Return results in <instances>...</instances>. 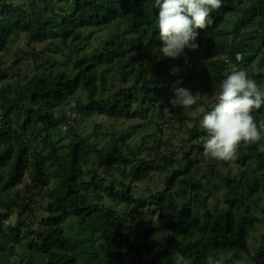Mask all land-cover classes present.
<instances>
[{
	"label": "trees",
	"instance_id": "trees-1",
	"mask_svg": "<svg viewBox=\"0 0 264 264\" xmlns=\"http://www.w3.org/2000/svg\"><path fill=\"white\" fill-rule=\"evenodd\" d=\"M158 14L155 0H0V54L17 35L26 36L28 46L57 42L62 47L89 41L95 31L117 29L100 46L76 47L63 63L65 69L57 73L52 70L56 63L41 62L43 53L17 51L14 68L0 62V260L10 258L18 248L25 258L17 262L10 258L9 264H79L81 256H89L87 264H174L177 253L194 257L195 264H206L210 254L233 250L242 259L250 253L251 234L257 226L264 227V210L258 217L250 205L264 189V153L258 151L264 139L240 146L233 161L203 156L208 171L200 177L194 169L204 155L202 115L184 135L181 159L160 152L153 158L143 156L146 139H155L154 134L142 139L143 148L128 150L122 143L132 134H102L100 125L89 137L76 135L67 147L52 141L54 133L63 139L75 131L74 121L65 114L57 116L71 101L82 119L147 120L174 97L177 80L183 81L180 87L198 79L213 83L226 72L246 70L264 84V74L254 72V65L264 60V0H222V6L211 13L212 24L198 30L199 49L187 62L184 56L170 63L160 52ZM230 16L237 21L228 32L223 27ZM253 27H257L254 33ZM88 31L93 32L87 35ZM228 36L233 39L227 54L232 66L211 57L215 39ZM198 52L207 53L206 61L199 60ZM237 53L243 54L240 62ZM140 54L148 56L146 64L139 60ZM29 56L35 72L20 80L17 68L27 66ZM115 77L123 85L117 87L114 81L109 88V79ZM254 115L257 122L264 119V107ZM186 119L184 113H174L170 128L183 127ZM68 122L71 127L63 132L61 127ZM143 128L139 125L133 132ZM62 148L68 150L64 155ZM231 163L248 165L252 175L238 174L241 169L225 173L223 167ZM171 170L162 192L149 200L136 196L132 184L145 181L153 172ZM115 173L130 184L108 178ZM221 191L224 206L219 207ZM215 198L217 204L212 202ZM108 203L126 206L124 214L133 219L154 209L131 237L128 219ZM165 211L168 215L154 219ZM167 232L170 239L158 249L157 237ZM247 264H264V235Z\"/></svg>",
	"mask_w": 264,
	"mask_h": 264
},
{
	"label": "rangeland",
	"instance_id": "rangeland-1",
	"mask_svg": "<svg viewBox=\"0 0 264 264\" xmlns=\"http://www.w3.org/2000/svg\"><path fill=\"white\" fill-rule=\"evenodd\" d=\"M60 2H57V4ZM237 21V17L230 16L228 18V21L226 22L225 26L223 27L226 31L231 32L234 29V23ZM257 27H253L250 31L252 33L255 32ZM116 27H110L108 29H103L99 32H94L91 39L89 41H81L79 43L76 42H70L67 45H63L62 47H58L56 43L48 42L43 44H32L31 46H28V38L24 35H17L12 39V42L10 43V46L8 50L2 54H0V62L4 64L5 67L8 68H14L13 63L16 61L15 54L17 51L23 50L29 53L35 52V53H43L40 55L41 62L49 61L50 64L56 63L52 70L54 73H57L59 71H62L65 69V65L63 63L66 62L67 58L69 57L70 53H72V50L77 48H87L90 45L92 46H100L101 43H103L105 40L109 39L113 34L116 32ZM92 33L93 31H88L87 35ZM217 42L216 46L211 47V57L214 60H221L224 61L228 58L227 54L231 51V44L233 42V39L231 36H228L226 38H216ZM89 50V49H87ZM82 54V51H80ZM79 52V53H80ZM192 54V50L187 49L185 51L186 58H190ZM181 56L180 58L184 57ZM199 60L201 62L206 61L207 59V53L205 52H198ZM148 56L146 54H140L139 60L142 61L143 64L147 63ZM178 59H171L170 63H175L176 61L180 60ZM39 60V61H40ZM132 62H135L132 60ZM61 63V64H60ZM16 69V68H15ZM20 73L22 74V77L20 80L24 79V75H33L35 72L34 68V62L32 60V56L28 57L27 66L21 65L19 68ZM17 71V70H15ZM254 72L255 73H263L264 74V60L263 62H258L254 65ZM222 79V78H221ZM220 79H213V83L207 82V80L198 79L194 81L192 84H188L184 86L185 88H188L192 91L193 94H196L197 92L200 93V96L203 95V98L199 96V100L202 99V103H198L196 106H194L193 110L195 111L199 106H203L205 109L213 107L214 105V85H218ZM115 81L117 84V87H120L123 85L122 79L119 77H115V79H109V88H111L110 83L112 84ZM212 82V81H211ZM259 84V83H258ZM132 83H128L127 86H131ZM261 87H264V84H259ZM174 96V95H173ZM174 98V97H173ZM75 103L73 101L66 103L64 106H62L61 109L57 111V116H60L62 114H65L68 120H72L73 125L75 127V131L73 134H70V137H67L64 135V138L61 139V136L59 133H54L52 135V141L53 143L60 142L59 146L61 147H67L75 141L74 137L77 135L82 138L89 137L93 134L94 127L96 125H100L102 129L100 132L102 134L104 133H117L122 135L132 134L128 140L125 143H122V145L126 148L137 150V147L143 148V141L142 139L147 137V135H155V139L153 138H147L146 139V145L145 150L146 153H142V155L147 158H153L156 152L163 153L168 156L172 157H178L182 158V155L184 153L185 145L183 143V140H185L187 137H185V133L192 130L195 125V119L199 117L201 114L199 112L196 113L195 116H186V123L183 127L179 125L176 126V130H172L170 128V125H173L175 122L174 120V113L183 112L180 108H173L170 104V100H166L162 105H159L157 112L154 114L151 113L147 120H144L143 118H137L133 120H119L114 118H106V117H100V116H93L88 119H82L78 112L75 109ZM207 111V110H206ZM152 123V125H151ZM141 125L144 127L143 129L138 130L137 132H133L134 127H138ZM180 128V129H179ZM197 143V142H195ZM198 144V143H197ZM244 144L241 145V147ZM68 152L67 148H62L61 154L64 155ZM140 155L141 157H143ZM202 156L198 157V165L194 169V174H196L197 177H200L205 174V172L208 171V162L207 159ZM89 158L94 159L95 155L91 154ZM132 159V157H131ZM223 167V166H222ZM248 165L241 168L237 167L234 163H231L227 166V168L223 167V171L225 173H236L238 172V169H241L238 174H241L244 171H247V175H252L251 170L247 169ZM86 170L93 169L92 166H90V169L87 167ZM174 170H171L169 173L160 174L157 172H153L148 179L141 183L132 184L133 189L135 190L136 196L138 198H146L149 200V198L152 195H156L164 190L166 187V180L167 177L170 175V173H173ZM99 173L106 177V175L103 173L102 170H99ZM256 174V173H255ZM109 179L117 180L118 182H124L126 185H129V181H125L123 176L120 173H115L111 177H108ZM22 187H18V189H21ZM178 188V187H177ZM15 190V189H14ZM225 192L221 191L218 193V199L219 207L224 206L223 202V194ZM212 202L218 203L216 198L212 199ZM250 205L254 211V214L258 217H262L263 210H264V189L260 191L255 197L252 198L250 201ZM107 206H110L111 208L117 210L119 213L122 214L123 217H126L128 219L127 226L129 227L130 236L135 237L137 231L141 229L140 225L142 223L147 222L152 217V211L154 208H148L145 210V212L137 216L135 219H133L134 216L128 215V218L125 213V209H127L126 206L120 205L118 203H108ZM131 210V209H130ZM160 215L166 216L168 215V212L160 213L159 215L155 216L154 219L158 218ZM193 221L196 224V226H200V223L197 219V217L193 218ZM164 220L162 221V223ZM264 235V227L257 226L255 231L251 234L250 240H249V254H244L242 259L244 260L245 264L251 262L252 256L255 254L256 250L260 247ZM171 237V233H163L157 237V248L160 249L161 246H163ZM178 242V241H177ZM22 249L18 248L16 252L13 255H8V257L11 258V262H17L20 261L25 254L24 252H21ZM41 257V256H40ZM8 258V259H10ZM44 258V257H42ZM8 259L0 260V264H9ZM79 264H87L89 262V256L84 257L81 256L78 258Z\"/></svg>",
	"mask_w": 264,
	"mask_h": 264
},
{
	"label": "clouds",
	"instance_id": "clouds-1",
	"mask_svg": "<svg viewBox=\"0 0 264 264\" xmlns=\"http://www.w3.org/2000/svg\"><path fill=\"white\" fill-rule=\"evenodd\" d=\"M159 8L157 25L162 41L160 52L165 58L178 59L185 55V49H199L198 30L212 24L211 13L222 6V0H155ZM187 62V58L185 56ZM236 60H243L237 53ZM182 80L173 86L174 98L170 100L173 108H180L187 116L202 115L200 122L206 135L204 137V156L221 161H233L242 144H258L264 139V119L257 122L254 113L264 107V88L251 78L246 70H232L223 74L218 85H214V105L210 111L199 106L200 93L193 94L180 87ZM258 151L264 153V146ZM174 264H195L194 257L177 253ZM245 264L237 259L233 250L210 254L206 264Z\"/></svg>",
	"mask_w": 264,
	"mask_h": 264
},
{
	"label": "built area",
	"instance_id": "built-area-1",
	"mask_svg": "<svg viewBox=\"0 0 264 264\" xmlns=\"http://www.w3.org/2000/svg\"><path fill=\"white\" fill-rule=\"evenodd\" d=\"M225 64H228V65H231V66H232V61L226 59V60H225ZM70 127H71V123L68 122L67 124H64V125L61 127V130H62L63 132H66Z\"/></svg>",
	"mask_w": 264,
	"mask_h": 264
}]
</instances>
